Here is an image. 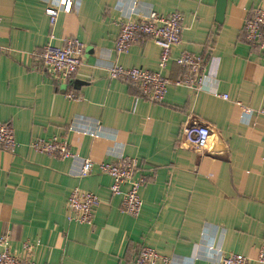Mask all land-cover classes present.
Instances as JSON below:
<instances>
[{
    "label": "crops",
    "instance_id": "obj_1",
    "mask_svg": "<svg viewBox=\"0 0 264 264\" xmlns=\"http://www.w3.org/2000/svg\"><path fill=\"white\" fill-rule=\"evenodd\" d=\"M56 1L0 0V122L12 126L17 143L12 152L0 150V236L8 233L9 252L36 264H132L149 247L171 264H218L228 254L258 264L264 52L246 42L241 20L264 9V0H225L221 24L217 0H72V12L59 13L51 28L45 9ZM152 12L183 16L181 43L162 71L171 84L161 104L107 72L112 64L159 69L160 49L151 40L114 52L121 23ZM50 34L57 46L68 38L83 44L68 84L53 82L37 59ZM183 52L205 59L200 91L174 84L181 74L174 58ZM194 124L211 130L201 153L182 135ZM54 137L68 142L74 159L29 147ZM120 156L136 159L146 179L137 217L120 211L108 176H78L81 159L115 163ZM74 188L99 198L91 224L67 220ZM25 243L35 244L30 253Z\"/></svg>",
    "mask_w": 264,
    "mask_h": 264
},
{
    "label": "built area",
    "instance_id": "obj_2",
    "mask_svg": "<svg viewBox=\"0 0 264 264\" xmlns=\"http://www.w3.org/2000/svg\"><path fill=\"white\" fill-rule=\"evenodd\" d=\"M72 0H57L49 4L45 12L52 28L59 13H71ZM183 16L179 12L168 15H158L155 12L146 17L127 19L121 23L119 34L114 44L116 54L125 53L132 45L141 44L147 40L153 41L160 49L157 71H146L139 68H125L112 64L107 69L111 80H118L134 87L138 96L153 104H161L167 88L171 84L162 75L172 59V49L181 43L183 31ZM241 30L246 42L253 48L264 52V9L255 8L241 20ZM48 42L36 54L41 62L43 71L55 83L68 84L76 75L83 54V44L75 38L62 41L60 46L53 43L54 37L49 35ZM175 64L181 69L176 86L189 87L195 91L203 89L206 77L204 75L205 59L200 55L189 52L180 53L174 58ZM214 96L227 100V95ZM67 98L76 99L73 93H67ZM249 112L248 109H244ZM182 135L196 153L208 149L211 130L207 125L185 126ZM17 143L10 124L0 122V150L14 151ZM29 147L36 153L44 154L55 159H74L66 140L54 137L48 140H33ZM108 176L112 183L109 191L112 196L120 198V211L131 217H137L142 208L139 191L146 184V179L139 173V163L136 159L118 157L115 163H94L89 159H81L78 171L79 177H87L92 173ZM99 205V198L92 192L74 188L67 198V220L78 224H91L93 212ZM10 238L8 233L0 236V264H36L30 259L20 260L9 252ZM37 244V243H36ZM35 244L25 243L24 250L30 253ZM257 263L264 264V239L257 254ZM132 264H171V259L159 255L152 248L142 247ZM218 264H249L242 255L228 254L220 257Z\"/></svg>",
    "mask_w": 264,
    "mask_h": 264
},
{
    "label": "water",
    "instance_id": "obj_3",
    "mask_svg": "<svg viewBox=\"0 0 264 264\" xmlns=\"http://www.w3.org/2000/svg\"><path fill=\"white\" fill-rule=\"evenodd\" d=\"M226 1L225 0H217V22L222 23L225 13Z\"/></svg>",
    "mask_w": 264,
    "mask_h": 264
}]
</instances>
